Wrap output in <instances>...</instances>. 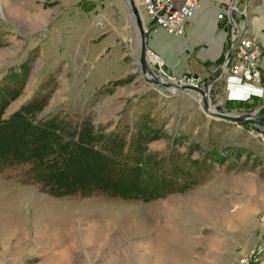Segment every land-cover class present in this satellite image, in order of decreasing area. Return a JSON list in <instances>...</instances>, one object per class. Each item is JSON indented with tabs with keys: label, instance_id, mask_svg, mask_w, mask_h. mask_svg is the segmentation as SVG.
<instances>
[{
	"label": "rangeland",
	"instance_id": "374dc122",
	"mask_svg": "<svg viewBox=\"0 0 264 264\" xmlns=\"http://www.w3.org/2000/svg\"><path fill=\"white\" fill-rule=\"evenodd\" d=\"M230 2L200 0L198 10L218 12L215 26L192 28L188 39L162 34L163 48L152 44L140 9L146 47L166 74V63L184 64L196 75L192 85L204 89L210 70L192 58L210 36L226 52ZM138 58L137 28L122 0H0V85L18 90L3 117L40 99L39 118L88 119L125 140L140 132L150 138L149 152L176 161L196 182L148 203L54 198L32 183L25 166L2 168L0 264H239L258 250L249 264H264V123L205 116L197 94H165L144 82ZM227 85H210V105L264 118V107L224 95ZM180 212L190 215L177 224Z\"/></svg>",
	"mask_w": 264,
	"mask_h": 264
},
{
	"label": "trees",
	"instance_id": "16d2710c",
	"mask_svg": "<svg viewBox=\"0 0 264 264\" xmlns=\"http://www.w3.org/2000/svg\"><path fill=\"white\" fill-rule=\"evenodd\" d=\"M18 90L0 85V169L25 166V174L54 198L100 195L148 203L195 185L176 161L147 150V138L128 140L52 116L39 118L43 102L21 105L3 117Z\"/></svg>",
	"mask_w": 264,
	"mask_h": 264
},
{
	"label": "built area",
	"instance_id": "2783aa9c",
	"mask_svg": "<svg viewBox=\"0 0 264 264\" xmlns=\"http://www.w3.org/2000/svg\"><path fill=\"white\" fill-rule=\"evenodd\" d=\"M132 1L135 2V7L139 13L140 9H143L148 21L147 29H150V33L161 30L172 37L184 35L187 20L198 11L200 5V0H181L179 3L174 0ZM219 17L221 18V16ZM227 47L229 55L227 60L222 63V73L245 80L250 84H258L264 87V66L259 64V59L264 50V40L259 42L255 37L247 36L245 31L240 32L232 26ZM145 56L153 58V65L158 68L157 72H153L155 76L176 85L193 84L194 81L190 76L182 75L176 77L166 74L162 70V60L148 49ZM147 77L149 78V76ZM165 94L169 93L165 92ZM260 252L258 250L255 253L250 252L248 255H243L239 264L255 262L256 260L253 259Z\"/></svg>",
	"mask_w": 264,
	"mask_h": 264
},
{
	"label": "crops",
	"instance_id": "0c3cea01",
	"mask_svg": "<svg viewBox=\"0 0 264 264\" xmlns=\"http://www.w3.org/2000/svg\"><path fill=\"white\" fill-rule=\"evenodd\" d=\"M217 14L218 12L216 10L207 8H201L195 12L185 24V39H188L189 31L199 25H207L210 28L214 27L217 22ZM235 18L237 20L236 28L240 32L245 31L247 36L255 37L259 42L264 40V0H239ZM162 34L166 37H171L177 40L178 38L183 37H172L161 30H156L155 32L150 33V37L152 44L159 48H163L159 41V39L163 37ZM215 42L216 41L212 40V36H210L208 41L205 40V46L192 58L193 63L196 65L204 64V66L210 70L209 76L205 79L203 78V81H205L204 84L209 78L211 84L217 81H226L228 85L223 93L224 95L227 94L232 99H249L253 104L259 107H264V87L258 84H250L245 80L224 74L222 73L221 68L219 69L220 71H215L216 68L223 63V58L226 53L223 54L221 49L216 47ZM168 50L174 52V50L169 48ZM220 57H222V59H220ZM259 64L264 66V51L259 59ZM166 66L172 72V74H170L172 76H188V71H184V64L172 65L171 63H166ZM192 76L196 75L193 74L191 77ZM181 94L182 92H179L175 96ZM214 96L217 99V97H220V94Z\"/></svg>",
	"mask_w": 264,
	"mask_h": 264
},
{
	"label": "water",
	"instance_id": "95a60500",
	"mask_svg": "<svg viewBox=\"0 0 264 264\" xmlns=\"http://www.w3.org/2000/svg\"><path fill=\"white\" fill-rule=\"evenodd\" d=\"M122 1L127 9L130 19L134 22L137 28V32L139 36L138 62H139V69L141 71V76L144 82H147L150 85L155 86L159 90H162L163 92H166V93H179L183 91H190V92L197 94L199 96L200 103H201V111L205 116L216 118V119H221V120H224L230 123H242V122L253 120V119L259 123H264V118L254 117L253 114H247V115L227 114L225 110L220 106L219 103L210 105V101L208 98V91L211 85L210 78L206 81L204 89H201L200 87L195 86V85H188V84L176 85L171 82H166L162 80L160 77L155 76L154 73L149 69L147 62H146L145 55H146L147 47H146L145 40H146L147 31L144 29V26L141 22L140 16L134 5V2L132 0H122ZM235 2L236 0H231L226 10L227 19L231 23L232 26H234V24H233L232 17H231V11L235 7ZM228 55H229V50L226 51L223 62L227 60ZM221 67H222V64L221 66L217 67L215 71H217ZM147 76H149V78ZM192 79L195 80L196 76H192Z\"/></svg>",
	"mask_w": 264,
	"mask_h": 264
},
{
	"label": "bare ground",
	"instance_id": "6f19581e",
	"mask_svg": "<svg viewBox=\"0 0 264 264\" xmlns=\"http://www.w3.org/2000/svg\"><path fill=\"white\" fill-rule=\"evenodd\" d=\"M134 5L136 6L135 2H134ZM148 58H149V56L146 57V62H147V65H148V67H149V69H150V65H149ZM197 206H198V205H197ZM197 206H196V207H197ZM199 206H201V205H199ZM196 207H195V212H196V211H199V209L196 208ZM191 212H193V211H191ZM195 212H194V213H195ZM189 213H190V212H184V213H183V212H180L179 214H174L175 217H176V218H174V220H177V224H179V223H181V221H182L185 217L188 219V216L190 215ZM174 223H175V222H174ZM172 226H174V225H172ZM159 260H160V259H159ZM161 261H163V260H161ZM161 261H160V262H161ZM154 263H155V262H154ZM159 264H160V263H159Z\"/></svg>",
	"mask_w": 264,
	"mask_h": 264
}]
</instances>
